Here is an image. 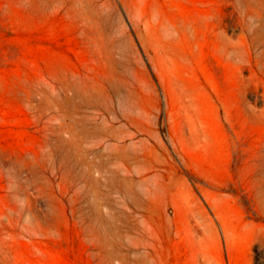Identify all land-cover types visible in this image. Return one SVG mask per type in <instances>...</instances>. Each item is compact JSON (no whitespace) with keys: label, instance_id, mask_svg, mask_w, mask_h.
<instances>
[{"label":"rangeland","instance_id":"obj_1","mask_svg":"<svg viewBox=\"0 0 264 264\" xmlns=\"http://www.w3.org/2000/svg\"><path fill=\"white\" fill-rule=\"evenodd\" d=\"M0 264H264V0H0Z\"/></svg>","mask_w":264,"mask_h":264}]
</instances>
